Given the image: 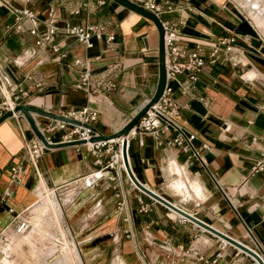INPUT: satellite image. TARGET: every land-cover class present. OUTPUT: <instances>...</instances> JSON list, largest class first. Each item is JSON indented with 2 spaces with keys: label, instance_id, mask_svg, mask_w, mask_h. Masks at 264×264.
Instances as JSON below:
<instances>
[{
  "label": "crops",
  "instance_id": "1",
  "mask_svg": "<svg viewBox=\"0 0 264 264\" xmlns=\"http://www.w3.org/2000/svg\"><path fill=\"white\" fill-rule=\"evenodd\" d=\"M10 1L36 16L34 19L23 14L17 20V13L0 6V68L12 82H22L27 90L21 103L56 113L88 103L98 110L93 125L102 133H110L123 126L153 94L158 79L159 33L149 18L115 0L103 4L89 0L85 5V0ZM171 1L175 8L165 16L181 21V32L194 41L208 43L234 34L238 51L210 62L207 43L206 62L193 93H182L174 86L180 103L176 119L193 136L199 156L188 158L177 146L158 144L149 133H131V167L141 182L160 190V194H167L166 185L179 197L193 193L199 201L194 200L190 207L178 202V206H185L247 246L250 244L239 239V235L256 240L264 252V169L248 174L264 143V0ZM51 6L58 25L101 21L115 32V39L107 43L103 38L92 37V46L85 47L75 37L58 33L55 40L66 51V56L58 60L49 45L37 46L35 35L29 31L33 26L39 32L45 29ZM76 7L79 12H71ZM17 23L21 28L16 27ZM97 54L100 58L95 59ZM78 55L90 57L95 72L116 63L118 88L90 96L88 101L75 84L81 68L72 59ZM27 74L32 78L27 79ZM199 96H204L207 104ZM33 117L39 127L55 122L54 118L37 113ZM65 131L56 129L48 134L58 141ZM34 134L22 112L0 122V233L7 236L8 227L17 223L15 214L22 218V213L29 210L34 215L44 199H56L59 221L50 233L14 235L1 249L0 264H114V259H118V264H202L199 254L209 257L219 249L220 241L230 244L186 218H176L169 208L165 210L166 206H158L146 196L144 200L150 208L140 210L142 195L135 193L132 201L118 182L112 181L106 187L103 178L93 186L86 185L84 175L94 172L99 176L102 171L83 144L47 148L35 164L25 161L21 180L11 183L9 164L21 157L26 140ZM7 189L10 192L5 195ZM70 190L71 194L63 200ZM56 191L63 195L61 201ZM171 195L163 196L173 202ZM186 221L193 224L188 226ZM49 222V218L44 219L45 225ZM127 228L133 230V236L126 235ZM192 236L196 238L191 239ZM234 247L236 255L244 252ZM227 253L222 251L216 264L243 263L244 255L227 260ZM251 258L252 264H257Z\"/></svg>",
  "mask_w": 264,
  "mask_h": 264
},
{
  "label": "built area",
  "instance_id": "2",
  "mask_svg": "<svg viewBox=\"0 0 264 264\" xmlns=\"http://www.w3.org/2000/svg\"><path fill=\"white\" fill-rule=\"evenodd\" d=\"M89 0H85L83 5ZM98 4L105 3L106 0H95ZM147 10L153 12L160 20L163 28V41L165 49V70L166 82L159 99L151 104L137 120L135 125L130 130L127 138L131 133H149L158 144H168L177 146L183 152L187 153V157L199 156L198 150L192 143V135L188 134L183 126L178 122L176 116L180 109V103L175 97L174 86H177L182 93L191 95L196 88L199 80V73L206 62V45L208 42L194 41L186 34L181 32V21L175 20L168 16L171 13L175 4L171 0H131ZM0 6L6 7L9 11L17 13L15 18L19 20L21 15L25 14L36 19L32 11L27 9H18L10 0H0ZM54 7H50V13L44 21L45 29L39 32L35 26L29 29L30 33L35 35V44L37 46L49 45L51 50L55 52L57 59L61 60L66 56V51L62 50L60 41L55 40V36L61 33L64 36H73L77 41L84 44L85 47L92 46V37L103 38L107 43L115 39V32L108 29L106 24L101 21H89L84 23H65L58 25L56 17L53 14ZM73 13H78L79 8H73ZM88 17V16H87ZM88 19V18H87ZM17 28H21V24H16ZM193 41L194 44L190 42ZM209 61L215 62L221 55H228L238 51L235 45V35L218 37L216 40L209 42ZM95 59L100 58V54L94 56ZM41 61V60H40ZM16 63L22 64V60H15ZM73 64L79 65L81 68L76 79V86L82 89L87 95V100L90 96L101 93L114 91L118 88V81L115 79V70L117 64L108 65L106 68L95 72L91 65V58L86 55H78L72 59ZM27 79H31L30 74L26 75ZM36 85L39 83L36 82ZM28 95L27 90L23 88L22 82L14 83L11 81L8 73L0 68V115L5 111L14 108L21 100ZM150 98V97H149ZM147 99V101L149 100ZM204 104H207V99L204 96L198 97ZM21 112V111H19ZM70 118L79 120L82 123L92 124L97 119L98 110L88 103H85L78 109H70L67 112L60 113ZM69 126V127H68ZM45 138L53 142L49 132L56 129H65L62 133L61 140H73L77 138L87 139L83 145L95 156V163L99 164L98 170L102 174L95 175L90 172L83 176V181L88 186H93L101 179H105L106 187L110 186L111 182L119 177V186H121V172L117 166L113 165V153L110 158L104 159L105 155L110 151L109 143L112 142L106 139L89 141L88 138L96 134L90 127L82 124H75L64 120L55 119V122L48 123L45 127H40ZM255 139V137H253ZM108 143V144H107ZM140 143H142L140 139ZM107 144V147L103 148ZM206 146V144H203ZM48 147L43 141L34 134L28 138L22 148L21 157L17 161H12L9 164V177L11 183H16L21 180L22 174L25 171V161L35 164L38 158ZM264 169V143L260 149L259 156L254 160L249 168V175ZM10 190L5 191V195ZM150 208V203L139 197V209L147 211ZM11 211L12 208H9ZM17 219L15 229L23 231L27 223L19 217V213L14 216ZM180 219V218H179ZM184 220L185 218H181ZM134 232L131 228H127L126 235L133 236ZM7 236L1 232L0 241L6 242ZM226 244L219 242V250L215 251L212 256L205 257L204 254L198 255V260L202 264H216L221 257ZM181 246V245H180ZM182 247V246H181ZM166 248V247H165Z\"/></svg>",
  "mask_w": 264,
  "mask_h": 264
},
{
  "label": "water",
  "instance_id": "3",
  "mask_svg": "<svg viewBox=\"0 0 264 264\" xmlns=\"http://www.w3.org/2000/svg\"><path fill=\"white\" fill-rule=\"evenodd\" d=\"M122 4L123 6L138 12L139 14L149 18L154 22V24L157 27L158 33H159V43H158V79H157V84L156 88L149 98L148 101H146L140 108L139 110L119 129L110 132V133H102L100 132L94 125L92 124H87V123H82L79 120H76L74 118H70L68 116H65L60 113L52 112L48 109L40 108L35 105L31 104H26V103H18L14 106V108L9 109L5 111L2 115H0V122L5 119L6 117H9L13 115V113L21 111L28 119L31 128L33 129L34 133L43 141V143L48 147V148H55V147H60V146H66V145H77V144H82L84 143L87 139L85 138H77L73 140H63V141H53L50 142L48 141L40 127L38 126L37 122L35 121L33 117V113L45 115L54 119L58 120H64L67 122L75 123V124H82L84 126L90 127L96 134H93L88 138L89 141H94V140H99V139H110L113 137H118V136H124L122 139V144H121V150H122V159L125 164V169L126 173L129 175L131 180L136 184L138 189L148 195L149 197L155 199L156 201L160 202L164 206L173 209L177 211L178 213L182 214L184 217H186L188 220L195 222L197 225H200L207 230L215 233L219 237H222L232 243L233 245L241 248L243 251H245L247 254H249L251 257L255 258L259 264H264V252L261 251L260 248H251L241 242L240 240L232 237L231 235L227 234L226 232L216 228L215 226L211 225L210 223L200 219L196 215L184 210L182 207L178 206L177 204H174L171 200L160 194L159 192L155 191L151 187L147 186L143 182H141L137 176L135 175L130 161H129V152H128V146H129V139L127 138L130 130L132 127L135 125L137 120L140 118V116L144 113V111L153 103H155L164 88L165 82H166V70H165V49H164V41H163V28L161 25V22L159 18L151 11L147 10L143 6L131 1V0H115ZM251 233V231L249 230ZM254 238V236H253ZM255 239V238H254ZM257 242V241H256Z\"/></svg>",
  "mask_w": 264,
  "mask_h": 264
},
{
  "label": "rangeland",
  "instance_id": "4",
  "mask_svg": "<svg viewBox=\"0 0 264 264\" xmlns=\"http://www.w3.org/2000/svg\"><path fill=\"white\" fill-rule=\"evenodd\" d=\"M108 144V143H107ZM107 144L106 145H104L103 146V148H105V147H107ZM109 147H111V149H110V151L108 152V154H107V158H110V155H111V153H113L115 150H117L118 148H119V145L116 143V142H114V141H112V142H110L109 143ZM117 181H119V177H117L115 180H114V182H116L117 183ZM120 181H121V184H122V186H123V188H124V190L126 191V197L128 198L129 196H131V199H132V201H134V197H133V195L135 194V193H140L142 196H141V198H143L144 199V196H146V197H148V198H150V199H152V200H154V202H155V204H157L158 206H163V205H161V203L160 202H158V201H156L155 199H153V198H151V197H149L148 195H146L145 193H143L142 191H140L139 189H138V187L132 182V180L129 178V176L122 170V172H121V176H120ZM82 182V181H81ZM84 182V181H83ZM100 183V182H99ZM167 188V189H166ZM166 188H165V191L167 192V194L165 193H163V192H161V194L162 195H165L166 197H170V196H168V193L169 194H173V195H171V198L170 199H174L173 200V203L174 204H179L178 202H181V203H183V205H186V206H192L193 204H194V202L195 201H199V200H197L198 198H194L195 196L193 195V193H190V192H187V193H185V196L184 195H181L180 197L179 196H177V195H175L168 187H167V185H166ZM114 190H115V188H113L112 189V192H109V193H107L106 194V196L108 197L109 195H111L113 192H114ZM156 191V190H155ZM157 191H160V190H157ZM180 193V192H179ZM71 194V190L70 191H68V193L64 196V198H63V200H66L67 198V195H70ZM62 196L63 195H60V194H58V191H56V197L58 198V200L59 201H61L62 200ZM61 197V198H60ZM198 197V196H197ZM50 199V198H49ZM44 200H46V199H44ZM43 200V201H44ZM195 200V201H194ZM47 202H56V199H54L53 201L52 200H48ZM184 202H186V204H184ZM58 204V203H57ZM180 207H182L184 210H186V211H188V212H190L191 213V210H189V209H187L185 206H180ZM166 209L165 210H168L167 208L168 207H165ZM161 210H163V209H161ZM169 211H171V213H172V215H174V216H176V218H180L181 219V217L177 214V213H175L174 211H172V210H169ZM58 211H56V213H54V215H49V216H47V217H49V224H44V219H46L47 217H45V218H43V221L41 222V223H43V227H42V230L41 231H39L38 233H44V232H48V233H50L49 232V230L50 229H53L54 227H55V223H58V221H59V219H58ZM22 215L24 216V218L25 219H29L30 221H29V224L31 225L32 224V230H33V228H35L34 227V223H33V217H35V215H38L35 211H34V215H31V213H30V211L28 210V211H24L23 213H22ZM33 216V217H32ZM29 217H31V218H29ZM31 222V223H30ZM187 222V224L186 225H188V224H193L192 222H190V221H186ZM188 226H190V225H188ZM15 226H12V225H10L8 228V230L6 231V233H7V241L6 242H3V241H1V243H2V246L3 247H5L7 244H8V242H9V240H10V237H9V232L12 230V229H14L15 230V228H14ZM183 229L184 230H186V231H188V232H190V229L188 230L186 227H183ZM30 230V229H29ZM27 231L28 233H30L32 230H30V231ZM5 232V231H4ZM181 232H184V231H181ZM205 232H207V231H204V232H202V231H198V233L200 234V233H205ZM60 233H64L63 232V230L60 228ZM24 234V233H23ZM22 234V235H23ZM199 234L196 236V237H198L199 236ZM210 235H211V233H210ZM195 236H192V238L191 239H195L196 238ZM71 238V237H70ZM214 238H218V237H214ZM238 238L239 239H241V240H243V241H245V242H247V243H249L250 244V246L249 247H251V248H257V246L256 245H258V248H261L260 246H259V244L256 242V240L255 241H253L252 239H250V237H248V236H244V235H239L238 236ZM219 240V239H218ZM220 241V240H219ZM257 243V244H256ZM25 248H27V246L25 247ZM238 248V247H237ZM219 250V249H218ZM221 250V252L222 251H224V250H227V254L225 255L226 256V259L227 260H233V259H235L236 257H241L242 255H244L245 257H244V261H243V263L242 264H252V262H253V259L249 256V255H245L246 253H244V252H242V251H238L239 253H237V255L235 254L236 253V251H237V249L234 247V246H232L231 244H226L225 246H224V248L223 249H220ZM2 254V252H1V250H0V255ZM247 256V257H246ZM220 258V257H219ZM161 260V259H160ZM117 261H118V259H114L113 260V262H114V264H118L117 263ZM257 263V262H256ZM241 264V263H240Z\"/></svg>",
  "mask_w": 264,
  "mask_h": 264
},
{
  "label": "bare ground",
  "instance_id": "5",
  "mask_svg": "<svg viewBox=\"0 0 264 264\" xmlns=\"http://www.w3.org/2000/svg\"><path fill=\"white\" fill-rule=\"evenodd\" d=\"M124 138V136H118V137H113V138H110V139H108V140H110V141H117L116 143H118V145H119V148L117 149V150H115V152L113 153V165L114 166H117L118 168H119V170L121 171V170H123L125 173H126V169H125V164H124V162H123V159H122V150H121V144H122V139ZM172 171H174V170H172ZM175 172V171H174ZM178 173V172H177ZM127 174V173H126ZM128 175V174H127ZM129 176V175H128ZM130 178V177H129ZM131 179V178H130ZM133 182V181H132ZM134 183V182H133ZM135 184V183H134ZM136 185V184H135ZM177 189L179 188V185H178V183H177V187H176ZM48 200H52L53 201V199H48ZM48 200H45L42 204H40L39 206H37L36 208H35V212L38 214V215H35V217H33V223H34V227L35 228H33V230L31 231V235H34L35 236V234L37 233L38 234V232L39 231H41L42 230V227H43V223H41L42 221H43V218H45V217H47V216H49V215H54V213H56V211H60V209H59V205L57 204V202H47ZM170 209V208H169ZM170 210H172V211H174L175 213H177L178 215H180L181 217H183V218H186V217H184L182 214H180V213H178L177 211H175V210H173V209H170ZM60 213V212H59ZM22 216V215H21ZM50 217V216H49ZM49 217H47V219L49 218ZM22 219L25 221V223H27V226H26V228L21 232V231H17L16 229L14 230V229H12L10 232H9V237H10V240H9V242H8V244L11 242V240H12V238H13V236L14 235H22L23 233L25 234L29 229H30V224H29V220L28 219H25L24 218V216H22ZM187 219V218H186ZM195 223V222H194ZM200 226V225H199ZM202 227V226H201ZM204 228V227H203ZM41 229V230H40ZM206 229V228H205ZM209 231V230H208ZM211 232V231H210ZM213 233V232H212ZM44 234V233H43ZM215 234V233H214ZM216 235V234H215ZM218 236V235H217ZM43 237H44V235H43ZM34 238V237H33ZM40 238H42L41 236H40ZM222 238V237H221ZM32 239V238H31ZM222 239H224V238H222ZM27 240H28V238H27ZM36 240V239H35ZM41 240V239H40ZM43 240H45L44 238H43ZM225 241H227L226 239H224ZM24 241V240H23ZM39 241V240H38ZM37 241V242H38ZM42 241V240H41ZM46 241V240H45ZM29 242H31L32 243V241L30 240ZM42 242H44V241H42ZM42 242H40L41 243V245H42ZM228 243H230L229 241H227ZM7 244V245H8ZM15 244V243H14ZM19 244V243H18ZM230 244H232V243H230ZM6 245V246H7ZM28 245V244H27ZM31 245V244H30ZM33 245H34V243H33ZM233 245V244H232ZM5 246V247H6ZM235 246V245H234ZM33 247V246H32ZM34 247H35V245H34ZM237 247V246H236ZM19 248V247H18ZM36 249L38 248V246L37 247H35ZM41 248V247H40ZM239 248V247H238ZM1 249H3V246H2V243H1V241H0V250ZM36 249H34V250H36ZM239 249H241V248H239ZM40 250V249H39ZM242 250V249H241ZM245 252V251H244ZM35 253H37L36 251H35ZM34 255H37V254H34ZM38 259V258H37ZM255 259V258H254ZM255 261L257 262V260L255 259ZM257 264H259L258 262H257Z\"/></svg>",
  "mask_w": 264,
  "mask_h": 264
}]
</instances>
